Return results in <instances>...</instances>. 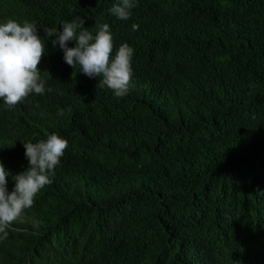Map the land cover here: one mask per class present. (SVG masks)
<instances>
[{"label":"trees","instance_id":"1","mask_svg":"<svg viewBox=\"0 0 264 264\" xmlns=\"http://www.w3.org/2000/svg\"><path fill=\"white\" fill-rule=\"evenodd\" d=\"M135 2L120 20V0H0V23L35 22L46 46L45 92L0 100L8 191L23 143L68 141L0 264H264V0ZM77 18L133 48L125 96L45 35Z\"/></svg>","mask_w":264,"mask_h":264},{"label":"clouds","instance_id":"2","mask_svg":"<svg viewBox=\"0 0 264 264\" xmlns=\"http://www.w3.org/2000/svg\"><path fill=\"white\" fill-rule=\"evenodd\" d=\"M136 6L135 0H120L110 12L120 20H128ZM84 25L83 19L77 18L63 23L58 34L56 29L44 32L47 37H55L52 43L63 49V59L69 66L74 69L79 65L84 75L99 77V86H106L118 98L125 96L133 74V48L123 43L113 53L114 39L109 24L100 25L95 36ZM132 29L138 30V25L133 24ZM70 40L76 41L75 47H68ZM45 51V40L38 34L35 22L20 23L9 18L0 23V100L8 108H14L32 93L45 92L39 68ZM59 114H63V109ZM23 144L29 163L26 170L12 176L15 185L11 192L7 188L11 173L0 160V233L3 234L0 240L7 239L8 226L34 205L41 189L52 183L50 173L60 163L68 141L53 132L46 139Z\"/></svg>","mask_w":264,"mask_h":264}]
</instances>
